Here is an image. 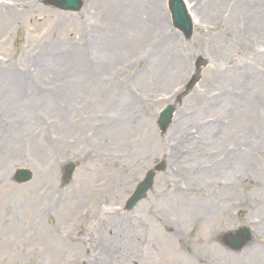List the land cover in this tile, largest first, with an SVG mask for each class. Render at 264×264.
I'll list each match as a JSON object with an SVG mask.
<instances>
[{
  "label": "rangeland",
  "instance_id": "1",
  "mask_svg": "<svg viewBox=\"0 0 264 264\" xmlns=\"http://www.w3.org/2000/svg\"><path fill=\"white\" fill-rule=\"evenodd\" d=\"M185 1L202 21L190 37L168 0L136 15L130 0H0V87L15 85L0 95V264H264V0ZM243 225L250 241L225 246Z\"/></svg>",
  "mask_w": 264,
  "mask_h": 264
},
{
  "label": "water",
  "instance_id": "2",
  "mask_svg": "<svg viewBox=\"0 0 264 264\" xmlns=\"http://www.w3.org/2000/svg\"><path fill=\"white\" fill-rule=\"evenodd\" d=\"M51 4L56 5L57 7L65 10H78L81 6V0H49ZM170 8L172 10V15L174 23L183 30L186 35H189L191 32V24L187 17L185 7L180 0H171ZM172 107H167L160 116L159 124L161 129H165L169 124L171 117ZM164 164H159L156 168L162 169ZM73 171V166L68 165L64 169V180H69L71 172ZM154 173L148 172L144 181L137 187L134 194L129 198L126 204V208H132L137 201L143 198L146 194V191L152 185ZM16 179L20 182H25L31 178V172L27 169H18L15 175ZM224 242L233 249H240L243 247L246 242H248V231L246 228H241L235 234L227 233L223 237Z\"/></svg>",
  "mask_w": 264,
  "mask_h": 264
},
{
  "label": "bare ground",
  "instance_id": "3",
  "mask_svg": "<svg viewBox=\"0 0 264 264\" xmlns=\"http://www.w3.org/2000/svg\"><path fill=\"white\" fill-rule=\"evenodd\" d=\"M131 1V4H132V7H133V9H134V13H135V15H136V9L134 8V7H137V5H138V2L140 1V0H130ZM219 1L220 0H206L205 1V3L208 5V4H210V5H213L214 7H210V6H208V7H210V8H216L217 7V5L219 4ZM190 3L191 2H187L186 1V4H187V9H188V13H189V15H190V17H191V19L193 20V22H194V24L198 27V26H200V24H201V14H200V8H199V6H198V4L196 3V4H192V5H190ZM205 8H206V6H205ZM156 14V13H155ZM67 49H68V52H70V50H71V47L70 46H68L67 47ZM68 52H66V54L68 55ZM65 54V56H63V57H58L59 59L58 60H56V64H61L62 63V59H65L64 57H66L67 55ZM82 79H84V78H82ZM83 83V81H78V82H76L74 85H72L71 87H69V88H71V89H75V90H78V88L79 87H84V88H87V87H89L90 89H92L93 88V86H94V82L93 81H88V82H86V84L85 85H81ZM258 84L259 85H263V82H258ZM12 86H15V85H11V84H8L7 85V83L6 82H4L3 83V85L0 87V95H2V94H6V95H9V94H11L13 91L11 90V88H12ZM62 87H64V86H62ZM103 107H107V104L106 105H103ZM126 131V129L124 128L123 130H121L120 132H121V136H125L124 135V133L123 132H125ZM244 158H246L245 156H244Z\"/></svg>",
  "mask_w": 264,
  "mask_h": 264
}]
</instances>
